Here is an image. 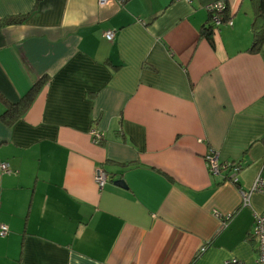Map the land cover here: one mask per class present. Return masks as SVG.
<instances>
[{
	"label": "crops",
	"instance_id": "crops-1",
	"mask_svg": "<svg viewBox=\"0 0 264 264\" xmlns=\"http://www.w3.org/2000/svg\"><path fill=\"white\" fill-rule=\"evenodd\" d=\"M215 1L0 0V264H253L264 43L254 0H224L208 40Z\"/></svg>",
	"mask_w": 264,
	"mask_h": 264
},
{
	"label": "built area",
	"instance_id": "built-area-1",
	"mask_svg": "<svg viewBox=\"0 0 264 264\" xmlns=\"http://www.w3.org/2000/svg\"><path fill=\"white\" fill-rule=\"evenodd\" d=\"M106 0H100V3H104ZM206 10L209 13V22L211 26L216 27L222 21V14L225 12L226 3L224 0H218L212 3H209L205 6ZM104 37L112 41L114 38V33L112 31H106ZM90 135L92 137V141L95 144H98L100 140L103 138L102 134L97 131V129L90 130ZM205 162L208 167V170L211 174H217L221 169L230 168L231 171L237 172L239 167L236 164H228V163H221L218 159L217 154L215 152L208 153L205 155ZM0 168L4 172H9L7 165L2 163ZM108 176L104 169L96 168L94 171V181L98 188H103L105 183L107 182ZM232 182H236V178H231ZM252 193H261L264 194V177L257 176L253 181L251 187L249 189L241 191L242 195V202L241 206H248L250 196ZM217 216L219 214H216ZM251 230V234L256 238L257 241V253L256 257L253 261V264H264V213L261 214H254V221ZM8 229L5 225H0V236H3L7 233ZM204 248H201L203 250ZM221 264H242L240 260L237 258H231L228 260L223 261Z\"/></svg>",
	"mask_w": 264,
	"mask_h": 264
},
{
	"label": "trees",
	"instance_id": "trees-1",
	"mask_svg": "<svg viewBox=\"0 0 264 264\" xmlns=\"http://www.w3.org/2000/svg\"><path fill=\"white\" fill-rule=\"evenodd\" d=\"M256 1V11L255 16L253 19V32H254V39L252 44V50L257 51L260 49L262 43H264V0H254ZM19 21V18L17 17H9L7 19H4L1 23H12ZM205 35L208 38V40H211V34H212V26H207L204 29ZM38 89L37 84H34L30 87V89L20 98V100L16 103L17 105L14 107L15 104H7L6 101L4 103L6 104L5 107L7 108L3 114V116L8 115H14L16 113L17 107L20 105L21 107L28 106L32 100L34 99V96L36 94V91Z\"/></svg>",
	"mask_w": 264,
	"mask_h": 264
}]
</instances>
